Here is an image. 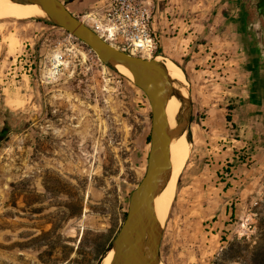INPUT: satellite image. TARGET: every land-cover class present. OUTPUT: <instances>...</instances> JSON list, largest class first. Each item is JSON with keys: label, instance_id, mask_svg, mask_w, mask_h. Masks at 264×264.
Here are the masks:
<instances>
[{"label": "rangeland", "instance_id": "rangeland-1", "mask_svg": "<svg viewBox=\"0 0 264 264\" xmlns=\"http://www.w3.org/2000/svg\"><path fill=\"white\" fill-rule=\"evenodd\" d=\"M99 1L82 11L67 6L78 18ZM209 1L221 8L224 0ZM233 32L226 51L205 53L233 89L227 117L249 119L248 131L235 136L234 157L217 164L213 152L202 156L206 112L193 107L190 155L162 227L163 264H253L264 218V108L246 109L254 53ZM9 36L18 41L11 52ZM186 87L193 105L208 96ZM151 127L143 91L85 44L35 17L1 19L0 264H100L101 246L117 235L145 175Z\"/></svg>", "mask_w": 264, "mask_h": 264}, {"label": "water", "instance_id": "water-1", "mask_svg": "<svg viewBox=\"0 0 264 264\" xmlns=\"http://www.w3.org/2000/svg\"><path fill=\"white\" fill-rule=\"evenodd\" d=\"M10 1L41 7L47 17L35 18L65 30L89 47L105 66L117 70L118 64H124L132 70L135 85L143 91L151 106L150 150L145 175L130 195L126 218L108 252L114 251L113 264H160L163 228L154 215L153 200L171 177L169 142L185 132L188 141H192V100L173 86L164 62L122 51L83 24L67 6L79 0ZM172 96L179 99L182 111L178 126L170 130L165 123L164 112Z\"/></svg>", "mask_w": 264, "mask_h": 264}, {"label": "crops", "instance_id": "crops-1", "mask_svg": "<svg viewBox=\"0 0 264 264\" xmlns=\"http://www.w3.org/2000/svg\"><path fill=\"white\" fill-rule=\"evenodd\" d=\"M64 1V0H63ZM92 0H79L71 3L76 9L82 11ZM159 9L152 21V28L160 37V55L158 57L169 58L177 63L183 70L188 84L195 87L199 96L205 93L208 96L199 97L200 103H195L194 114L198 110L205 111L206 116L199 122V142L202 156H210L217 164L229 162L238 150V142L235 136L242 138L243 133L248 131L249 119L227 120L226 109L223 105L229 103L233 89L229 83L223 82L217 71V57H211L212 53H205L207 49L213 51H226L229 40L227 33L232 29L233 37L241 35L239 25V10L237 0H224L221 8L216 2L211 5L210 1L203 0H155ZM213 6V7H212ZM229 6L233 10L223 16L220 13L223 7ZM214 12V17L212 11ZM73 15L74 12H71ZM188 17V21H186ZM213 17V19H212ZM207 40L203 43V40ZM235 63L231 62L230 66ZM224 71H222L223 73ZM227 87V88H226ZM214 88H219L216 91ZM210 89V90H209ZM254 79H252L251 97L248 98L247 111L264 108V99L260 98L255 90ZM224 99V100H223ZM231 103H234L233 100ZM199 105V107L197 105ZM230 104V103H229ZM233 116V114H232ZM246 124V125H245ZM232 125V128L229 126ZM236 142V143H235ZM207 152V153H206ZM213 156V157H212Z\"/></svg>", "mask_w": 264, "mask_h": 264}, {"label": "built area", "instance_id": "built-area-1", "mask_svg": "<svg viewBox=\"0 0 264 264\" xmlns=\"http://www.w3.org/2000/svg\"><path fill=\"white\" fill-rule=\"evenodd\" d=\"M158 9L155 0H101L78 18L114 47L135 56L157 58L160 37L152 21ZM89 52L96 56L90 48Z\"/></svg>", "mask_w": 264, "mask_h": 264}, {"label": "bare ground", "instance_id": "bare-ground-1", "mask_svg": "<svg viewBox=\"0 0 264 264\" xmlns=\"http://www.w3.org/2000/svg\"><path fill=\"white\" fill-rule=\"evenodd\" d=\"M28 16L46 18L47 15L43 9L39 6L34 5H20L16 4L10 0H0V20L1 19H17L22 20ZM10 38V39H9ZM8 37L10 48L17 46L14 38ZM6 40V39H5ZM17 40V39H16ZM12 41V42H11ZM14 41V42H13ZM19 44V43H18ZM17 49V48H16ZM14 53V52H13ZM158 61L164 62L170 80L173 83V86L178 89L182 94L186 95L188 81L185 77L183 70L180 66L172 61L169 58L157 57ZM117 70L130 78L132 81L135 80L132 70L124 64H118ZM182 111V104L179 99L175 96H172L165 108V123L170 130L175 129L178 126L180 121V115ZM191 151V144L186 137V132L182 135L176 136L173 138L168 145V159L171 167V177L164 189L154 198L153 200V211L154 215L160 224L163 227L166 224L167 218L170 213V209L176 194V181L187 163ZM115 258L114 251L111 250L104 257L103 264H113ZM163 264V263H160Z\"/></svg>", "mask_w": 264, "mask_h": 264}, {"label": "flooded vegetation", "instance_id": "flooded-vegetation-1", "mask_svg": "<svg viewBox=\"0 0 264 264\" xmlns=\"http://www.w3.org/2000/svg\"><path fill=\"white\" fill-rule=\"evenodd\" d=\"M241 36L254 53L252 73L255 90L264 99V0H237Z\"/></svg>", "mask_w": 264, "mask_h": 264}, {"label": "trees", "instance_id": "trees-1", "mask_svg": "<svg viewBox=\"0 0 264 264\" xmlns=\"http://www.w3.org/2000/svg\"><path fill=\"white\" fill-rule=\"evenodd\" d=\"M48 24V23H47ZM51 26H54L52 24H49ZM230 109H233V107H229ZM228 121H231L232 118L230 116L227 117ZM5 138V131H0V142ZM148 140V144L150 143V135H148L147 137ZM243 162V161H242ZM126 216V214H125ZM258 235H257V240L255 245L253 246V264H264V218H262L260 220V224L258 225ZM115 237L111 238L106 244H103L101 246L102 251L100 253V260L99 263L101 264L102 260L104 259V257L106 256L112 242L113 239ZM100 247V245L98 246Z\"/></svg>", "mask_w": 264, "mask_h": 264}]
</instances>
